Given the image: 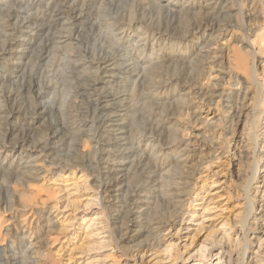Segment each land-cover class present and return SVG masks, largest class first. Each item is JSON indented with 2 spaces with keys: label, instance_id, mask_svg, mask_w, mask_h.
<instances>
[{
  "label": "bare ground",
  "instance_id": "obj_1",
  "mask_svg": "<svg viewBox=\"0 0 264 264\" xmlns=\"http://www.w3.org/2000/svg\"><path fill=\"white\" fill-rule=\"evenodd\" d=\"M100 1L0 0V178L24 187L43 172L48 173L52 166H62L60 174H64L66 168L91 172L96 176L98 189L108 195L109 200L102 198V209L108 217L114 241L122 244L131 239L126 237L130 233L148 230L156 237L162 226L175 223L181 204L190 193V180L196 173L188 169L195 155L192 149L197 143L206 147V155L214 152L213 139L207 143L186 141L179 136L182 127L173 131L167 128L175 116L184 118L188 125L201 120L197 104L180 99L184 97L183 92L188 89L186 95L192 96L191 99L207 104L219 99L223 107L218 121L227 145L234 140L233 131L242 115L241 103L249 93L254 92L256 96L255 111L264 103V80L259 73L264 59V29L256 23L261 16L254 0H250L251 4L249 0H110L112 3L103 12L96 8ZM90 17L92 20L86 26ZM173 29L177 30L178 40L170 43V52H165L158 48L166 44L162 35L170 34ZM229 29L234 31V48L230 66L224 68L225 49L218 40L225 39ZM85 31L88 32L87 43L81 44ZM44 35L54 39L55 46L58 43L66 48L60 59L69 66L68 71L63 70L64 80L81 76L83 83L79 82L82 84L75 97L87 103L86 109L78 110L88 123L79 121L81 117L76 109L67 108L61 122L57 120L48 126L49 130L44 125L46 131L43 129L42 136L38 133L37 138L36 133L17 131V126L11 123L16 116L28 113L31 107L32 115L46 113L42 102L48 91L55 88L53 81L45 83L44 80V84L31 81L28 86L19 82L26 64H23L25 56L33 50L37 38ZM48 47L43 61L50 59ZM160 65L166 69H161ZM170 67L173 70H168ZM213 71L218 78L214 83L210 77ZM32 80H35L33 76ZM182 83L186 85L180 89ZM9 84L15 85L11 88L7 87ZM177 97L180 101L170 110L149 107L151 99L166 105ZM30 101L35 103L28 109ZM133 110L141 117L134 126L126 119ZM176 123L179 124L178 120ZM205 125L215 126L209 121ZM82 128H87L88 133L83 134ZM257 131L254 127L251 132V152L241 155V160H252L255 164L245 186L247 216L242 223L245 234L255 220L264 217V167L261 173ZM13 137L16 139L12 141L13 146L5 147L4 143ZM69 147L74 148L73 151ZM64 151L67 153L63 156L65 162L63 154L61 159L55 157ZM15 164L26 172L20 176L7 173V165ZM260 179L263 186L257 188L263 205L257 215V202H251L250 192ZM34 191V187L30 189ZM155 191H159L162 200L153 213L148 196ZM117 204H121L122 213L114 208ZM23 205L25 211L32 208L29 202ZM7 207L8 204L4 208ZM26 221L24 229L14 230L10 224L6 225L7 234L15 235L22 242L18 248L23 250L22 257L13 252L15 248L0 247V264L34 259L32 239L38 240L44 228L38 221L35 225L38 234L34 236L36 233L26 230ZM50 224L48 222L49 227ZM116 235L120 236L121 243ZM244 240L245 246L238 255L232 251L227 253L228 264L234 261L263 264L264 249L249 250L247 235Z\"/></svg>",
  "mask_w": 264,
  "mask_h": 264
},
{
  "label": "rangeland",
  "instance_id": "obj_2",
  "mask_svg": "<svg viewBox=\"0 0 264 264\" xmlns=\"http://www.w3.org/2000/svg\"><path fill=\"white\" fill-rule=\"evenodd\" d=\"M251 1L249 0L250 4ZM254 1L255 8L261 16L256 23L264 29V0ZM111 3L110 0H101L97 3L96 6L98 7L96 8L103 12ZM157 13L159 14V12ZM91 20L92 17L89 18L88 22L86 21V26L90 24ZM175 32L177 30L173 29L170 34L162 35L166 44H162L158 48L165 52H170L172 50L170 43L178 40ZM233 32L232 29H229L225 32V39L218 40L219 44L225 49L223 54L224 68H229L230 66L234 48ZM156 34V36L161 37L160 34ZM83 35L80 38L81 44L87 43L88 32L85 31ZM51 39V37L48 38L45 35L37 38V44L33 45V52L31 51L32 54L30 52L23 60V64L26 63L27 65H24L23 71L20 70L21 78L19 80V82L25 83L26 86L31 81L42 82L43 84L44 82L53 81L56 86H54L53 90L48 91V94L46 93L47 95L42 102L43 105L45 104L44 108L40 107L46 113H35L32 115V107L30 108L29 105H34L33 103L35 102L30 101L27 106L28 109L30 108L27 111L28 113L24 114L25 116H16L13 119V122H15L11 123L13 126H17V131L26 130L32 134L36 133L37 138L39 137L37 134L41 135L46 128L45 126H47L46 130H49V127L52 124L54 125L57 120L61 122L67 108L76 109L78 117H81L78 118L79 121L88 123V119H85L83 114L80 116L82 111L78 110L80 108L82 110L86 109L87 103L75 97L78 94V88L83 83L81 76L74 75L72 79L64 80L66 76L63 72L68 71L69 66L68 62H63L60 59L65 55L66 48L60 46L61 44L58 45V43L55 46L56 41L54 42V39ZM47 47L50 51H48L50 59H48L49 61H43ZM262 65L264 66V59ZM159 67L163 70L166 69L165 66L160 65ZM262 67L259 73L260 78L264 80V68ZM169 69L173 70L171 67ZM32 76L35 80H32ZM210 77L212 83L218 81L215 71ZM206 80H208V77ZM9 85L7 87L12 88L15 84ZM17 85L18 83L15 89L18 87ZM183 85L186 84L182 83L179 88L181 89ZM187 92L188 89L181 94L184 97L180 99L193 101L197 104L200 108V122L188 125L184 118L175 116L170 120L171 122L167 125V128L169 127V130L172 129L173 131L175 130L174 128L182 127V133L179 135L181 139L194 142L204 141L206 143L209 142V139H213V143L216 146L214 152L210 155H206V147L202 146V144L196 143V147L192 149L195 155L188 169L194 170L196 173L190 180V193L181 204L180 215L175 223L162 226L158 233L159 236L155 235L156 237L153 236L154 234L151 235L148 230L137 231L135 229L137 232L126 236H130V240L118 244L113 239L110 225H108V217L102 209V198L106 199L108 195L103 194L96 186V181H94L96 176L91 172L81 171V169L70 170L68 168L64 170V174H60L59 169L62 166L58 165L52 166L48 173L43 172L39 176L40 178L38 177L36 181L30 182L31 185L27 184L24 187L18 184L16 186L9 184V180L5 178L6 181H3L5 179L3 177L0 178L2 180L0 181V202L8 204L6 209L4 208L6 205L3 203L0 206V247L3 249L11 248V250L15 248L13 252L17 253L18 257L21 258L23 250L18 248L22 242L15 235L7 234L6 225L10 224V227L14 230L24 229L22 226L25 225V220H27L28 224L25 228H27V231L30 230L36 233L33 234L34 236L38 234V230L35 229L38 221H40L39 224H42L40 226L44 229L38 235V240L32 239V244L35 246L33 247L35 249L34 259H21L19 264H228L227 253L232 251L238 255L245 246L244 236L246 235L249 240V250L264 249V217L255 220L253 222L255 224L247 229L246 234L242 230V223L247 216V196L245 194L247 187L245 189V186H247L255 164L252 163V160H241L242 153L251 152V132L255 127L258 129L256 136L258 138L257 151L260 156L258 160L259 171L263 173L264 103L255 111L254 107L257 105L256 96H254V92L249 93L244 102L241 103L242 115L233 131L234 140L227 145L222 124L220 120L218 121L221 118L223 104L219 99H216L212 104L193 100L191 99L192 96L186 95ZM180 99L177 97L176 101L172 100L166 105L151 99L149 107H154L161 111L170 110V108L176 106V102L180 101ZM132 104L140 108L136 103ZM29 113L31 114L29 115ZM126 119L127 123H131L133 126L137 125L141 121L140 113L133 110ZM177 120L179 124L176 123ZM206 121H209L210 124H215L214 128H208L205 125ZM82 130L85 131L83 134L88 133L87 128H82ZM13 139L15 138L13 137L11 141L5 142V147H12L13 142L16 140ZM68 141L70 140L68 139ZM68 149L73 151L74 148L69 147ZM170 151L168 152L170 153ZM60 155L63 157L67 153L64 151L55 155V157L60 158ZM64 157L62 160L65 162L66 159ZM7 166L6 172L9 174L15 175L16 173L17 176H20L26 172L25 169L23 171L16 164L12 167ZM260 186H263L262 179L253 184L250 192L251 202H257L256 213L260 212L263 205L258 196L260 189L257 187ZM33 187L35 191L30 192ZM161 200L162 196L159 191H155L152 196H148L149 209H152L153 213L161 206ZM43 201H46L45 205L42 204ZM26 202L31 203V210L25 211L23 209V204ZM120 207L121 204L114 205V208L119 213H122L119 209ZM48 222L51 223L50 227ZM30 224L33 225L31 229H29ZM33 235L28 236L32 237ZM116 236H118L119 242L120 236ZM155 238H157L156 242H154ZM233 264H237V262L234 261Z\"/></svg>",
  "mask_w": 264,
  "mask_h": 264
}]
</instances>
